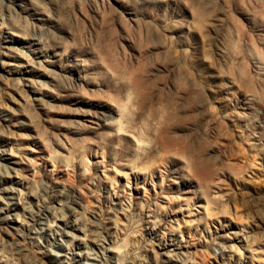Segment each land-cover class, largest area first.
I'll return each mask as SVG.
<instances>
[{"label": "rangeland", "instance_id": "rangeland-1", "mask_svg": "<svg viewBox=\"0 0 264 264\" xmlns=\"http://www.w3.org/2000/svg\"><path fill=\"white\" fill-rule=\"evenodd\" d=\"M0 264H264V0H0Z\"/></svg>", "mask_w": 264, "mask_h": 264}, {"label": "bare ground", "instance_id": "bare-ground-1", "mask_svg": "<svg viewBox=\"0 0 264 264\" xmlns=\"http://www.w3.org/2000/svg\"><path fill=\"white\" fill-rule=\"evenodd\" d=\"M130 98V97H129ZM131 99V98H130ZM127 101H130V103L133 101H131V100H127ZM135 101V100H134ZM122 102V101H121ZM124 102V101H123ZM126 102V101H125ZM132 104H133V102H132ZM134 107V106H133ZM131 108V107H130ZM125 112V111H124ZM135 115V114H134ZM131 120V119H130ZM136 120V119H135ZM134 121V120H133ZM138 121V120H137ZM133 123H135V122H133ZM123 124V123H122ZM140 126V125H139ZM137 127V126H136ZM151 127V126H150ZM129 128L130 129H132L130 126H129ZM142 128V127H141ZM121 130H123L122 128H121ZM134 130H135V128H134ZM138 130V129H137ZM147 130V129H146ZM123 131H125V132H128L127 130H123ZM124 132V133H125ZM136 132V131H135ZM132 133H134V132H132ZM137 133V132H136ZM138 134V133H137ZM139 140H140V138H139ZM138 141V140H137ZM138 143H140V142H138ZM198 166H199V164H197V163H192V165L190 166V168H191V170L195 173V174H197V175H199L200 174V172L198 173L197 171H198ZM205 171H206V169H205ZM206 173V172H205ZM194 174V175H195ZM113 180V179H112ZM114 181V180H113ZM141 208H142V211L143 212H148V218H150V217H153V218H155V220L153 221V228H149V231L151 232L150 234H151V236H153L155 239H158L159 240V242L160 243H162V242H166V237H164V233H163V235L162 236H160L161 234H160V231H161V229H163V228H165L166 229V227H167V224L165 223V221L164 220H162V219H160V214L164 211V208L162 207V206H159V208L158 207H155V206H153L152 204H142L141 205ZM45 211H47V213L49 212V210H48V208H45V209H43V211H42V215H46V214H44L45 213ZM52 212V211H51ZM164 212H166V210L164 211ZM50 213V212H49ZM57 213V212H56ZM36 216H40L39 215V213L36 215ZM41 217V216H40ZM26 222V221H25ZM50 222V221H49ZM22 224V223H21ZM117 224V223H116ZM23 225V224H22ZM49 226H50V224H49ZM158 234H160V235H158ZM74 237V236H73ZM161 245H164L163 243L161 244ZM165 246V245H164ZM20 247V246H19ZM21 250H24V249H22V248H18L17 247V251L18 252H23V251H21ZM180 252V251H179ZM24 253V252H23ZM177 254H179V255H183L184 256V254L183 253H177ZM168 255H170L169 257L171 258V259H174V260H181L182 259V257H180V256H178V257H176L175 258V256H176V254H174V253H172V254H168Z\"/></svg>", "mask_w": 264, "mask_h": 264}]
</instances>
